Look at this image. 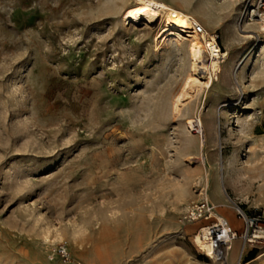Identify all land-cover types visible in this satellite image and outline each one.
Instances as JSON below:
<instances>
[{"label": "rangeland", "instance_id": "1", "mask_svg": "<svg viewBox=\"0 0 264 264\" xmlns=\"http://www.w3.org/2000/svg\"><path fill=\"white\" fill-rule=\"evenodd\" d=\"M161 1L227 53L182 106L189 42L124 22L134 0H0V264H62L61 242L78 264H222L187 207L264 215V29L242 0ZM262 253L237 237L225 264Z\"/></svg>", "mask_w": 264, "mask_h": 264}, {"label": "bare ground", "instance_id": "2", "mask_svg": "<svg viewBox=\"0 0 264 264\" xmlns=\"http://www.w3.org/2000/svg\"><path fill=\"white\" fill-rule=\"evenodd\" d=\"M227 1L234 2V0ZM121 18L124 22L128 21V23H138L144 26L155 25L160 22V19H163L165 29L178 33L188 40L191 60L190 72L181 85L178 106L184 105L191 99L193 94L201 89L209 88L213 79H218L217 74L222 70L221 63L227 59V53L221 52L219 46L215 44L208 33L207 37L203 36L202 41L200 40L201 37L192 30L193 22H197L192 16L173 8L161 0H134V4L124 10ZM237 22L244 24L248 21L240 12ZM254 23L264 29V23L255 21ZM247 32L250 33L248 37H253L252 31L248 30ZM205 54L209 57V59L207 58L208 61L205 60ZM194 123H196V119L188 121L192 129H194ZM194 242L197 247L210 253L214 241L210 239L200 240L196 237ZM232 246L233 241H231V248Z\"/></svg>", "mask_w": 264, "mask_h": 264}, {"label": "built area", "instance_id": "3", "mask_svg": "<svg viewBox=\"0 0 264 264\" xmlns=\"http://www.w3.org/2000/svg\"><path fill=\"white\" fill-rule=\"evenodd\" d=\"M244 5L241 9L243 17L247 21L264 23V0H242ZM192 30L196 32L201 39L208 36L206 30L198 23L193 22ZM211 38L217 44V34H210ZM218 45V44H217ZM233 211L236 218L241 222V230L238 231L229 224L227 219L217 212L214 205L207 198H202L190 204L183 215L180 217L182 224L191 223L199 220L208 221L200 226L195 233L200 240H213L210 253L205 249L199 248L200 253L209 260L225 264L228 261L231 241L240 238L243 244L253 245L264 242V215L256 212L248 213L240 205L234 203ZM57 256L62 264H78L68 253L64 242L57 244L51 253V257Z\"/></svg>", "mask_w": 264, "mask_h": 264}, {"label": "crops", "instance_id": "4", "mask_svg": "<svg viewBox=\"0 0 264 264\" xmlns=\"http://www.w3.org/2000/svg\"><path fill=\"white\" fill-rule=\"evenodd\" d=\"M226 219H227V221H228V217H226L225 215H223ZM229 222V221H228ZM230 223V222H229ZM262 254H264V253H262ZM261 255V254H260ZM259 256V255H258ZM258 256L256 257V258H258Z\"/></svg>", "mask_w": 264, "mask_h": 264}]
</instances>
